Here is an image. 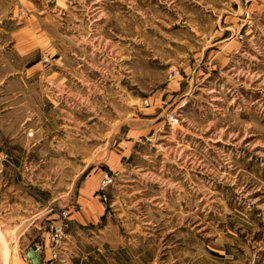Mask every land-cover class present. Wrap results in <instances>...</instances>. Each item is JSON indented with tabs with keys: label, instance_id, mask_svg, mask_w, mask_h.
<instances>
[{
	"label": "rangeland",
	"instance_id": "obj_1",
	"mask_svg": "<svg viewBox=\"0 0 264 264\" xmlns=\"http://www.w3.org/2000/svg\"><path fill=\"white\" fill-rule=\"evenodd\" d=\"M0 10V173L49 264H264V0Z\"/></svg>",
	"mask_w": 264,
	"mask_h": 264
},
{
	"label": "crops",
	"instance_id": "obj_2",
	"mask_svg": "<svg viewBox=\"0 0 264 264\" xmlns=\"http://www.w3.org/2000/svg\"><path fill=\"white\" fill-rule=\"evenodd\" d=\"M11 0H0V5L3 8ZM2 10H0V13ZM3 16V15H2ZM6 20L1 23L2 17H0V51L6 50L8 37L12 40L13 31L7 28V24L10 21L7 17L3 16ZM2 54V53H1ZM0 54V58H1ZM7 62L0 59V88L11 78L13 71H5ZM37 63L33 66H36ZM5 129L7 126L4 127ZM2 130V129H1ZM13 173L4 171L0 173V264H33L28 259V253L33 247L37 248V257L39 264H49L52 262V253L49 249V241L47 236L42 234L41 237L45 240L44 244H31L29 243V228L40 227V220H43L44 213L40 216L39 205H37V213L34 218L30 219V207L29 200L24 202V196L20 192H15L13 183L8 181L11 179ZM88 211L89 216L84 214H78L74 219L77 226H86L93 222L94 214ZM93 215V216H92ZM42 223V222H41ZM44 224V222L42 223ZM40 236H38L39 238ZM47 241V242H46ZM70 256L65 255L62 259L56 262V264H71ZM72 260V259H71ZM53 263V262H52Z\"/></svg>",
	"mask_w": 264,
	"mask_h": 264
},
{
	"label": "water",
	"instance_id": "obj_3",
	"mask_svg": "<svg viewBox=\"0 0 264 264\" xmlns=\"http://www.w3.org/2000/svg\"><path fill=\"white\" fill-rule=\"evenodd\" d=\"M37 248L36 247H33L30 252L28 253V259L33 263V264H39V260H38V257H37Z\"/></svg>",
	"mask_w": 264,
	"mask_h": 264
}]
</instances>
